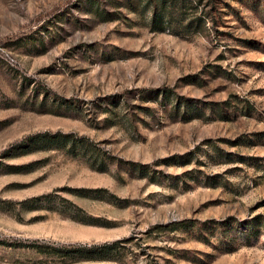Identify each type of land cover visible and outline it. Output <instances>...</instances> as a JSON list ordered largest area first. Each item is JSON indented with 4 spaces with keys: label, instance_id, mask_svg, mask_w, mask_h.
Returning <instances> with one entry per match:
<instances>
[{
    "label": "rangeland",
    "instance_id": "rangeland-1",
    "mask_svg": "<svg viewBox=\"0 0 264 264\" xmlns=\"http://www.w3.org/2000/svg\"><path fill=\"white\" fill-rule=\"evenodd\" d=\"M0 238L264 264V0H0Z\"/></svg>",
    "mask_w": 264,
    "mask_h": 264
},
{
    "label": "trees",
    "instance_id": "trees-1",
    "mask_svg": "<svg viewBox=\"0 0 264 264\" xmlns=\"http://www.w3.org/2000/svg\"><path fill=\"white\" fill-rule=\"evenodd\" d=\"M24 138L28 140L47 139L55 140L58 138H69L72 142H75V138L70 132L61 131H36L27 134ZM83 140L84 137L79 138ZM79 209V207H76ZM76 218H82L77 217ZM184 221V220H182ZM180 221V222H182ZM179 222V221H178ZM178 222L173 223L176 226ZM121 238H114L111 240H73V241H60L55 239L39 240L38 238L25 239V240H9L0 238V242L14 244V245H26L35 247L38 251L46 252L50 254L52 260H77L80 258L88 259H110L115 252L120 251ZM98 264H110L101 262Z\"/></svg>",
    "mask_w": 264,
    "mask_h": 264
}]
</instances>
